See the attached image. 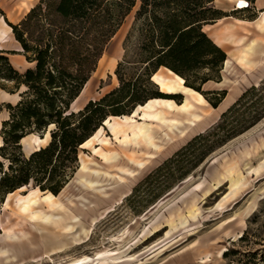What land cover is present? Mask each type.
<instances>
[{"label":"rangeland","instance_id":"374dc122","mask_svg":"<svg viewBox=\"0 0 264 264\" xmlns=\"http://www.w3.org/2000/svg\"><path fill=\"white\" fill-rule=\"evenodd\" d=\"M39 1L0 0V33ZM244 1L249 7L235 8L228 0L212 3L227 9L235 23L223 45L231 64L222 67L220 81L202 86L227 90L219 105L212 107L160 67L152 80L172 99L138 106L130 119L108 117L79 146L76 171L58 195L29 184L5 197L0 205V264H264V115L185 174L179 167L193 158L184 157L190 150L175 158L186 161H168L195 135L215 125L245 89L264 82V25L259 19L251 21L264 8V0ZM139 7L138 0L106 44L74 110L119 85L115 69ZM7 35L1 49L11 50L7 56L18 61L16 69L22 72L32 64L14 49L18 44L10 29ZM138 41L136 31L128 44L133 60ZM241 48L249 51L251 66L236 61ZM135 64H123L120 73L126 78L136 75ZM16 98L0 91V101L14 103ZM170 101L183 114L170 109ZM160 116L164 122L156 120ZM6 117L2 108L0 124ZM48 135L24 138L22 153L44 145ZM240 179L243 184L236 188L233 184Z\"/></svg>","mask_w":264,"mask_h":264},{"label":"trees","instance_id":"16d2710c","mask_svg":"<svg viewBox=\"0 0 264 264\" xmlns=\"http://www.w3.org/2000/svg\"><path fill=\"white\" fill-rule=\"evenodd\" d=\"M137 1L40 0L18 22H8L21 48L16 52L32 66L19 72L7 56L11 50L0 49V91L17 95L14 103L0 101V111H7L0 124V205L14 190L29 184L58 195L73 178L79 146L90 140L108 117L131 115L151 100L172 99L151 79L160 67L183 79L185 88L200 93L212 107L224 99L226 89H202L210 80L220 81L227 58L203 25L229 13L214 8V0H139L123 41V59L115 69L119 85L73 109L106 44ZM136 31L139 41L133 60L128 44ZM129 62L139 65L135 67L139 72L126 78L120 69ZM263 90L264 82L245 89L215 125L195 135L168 161H186L175 158L190 150L184 157L191 155L193 160L179 167L185 174L216 147L248 128L264 115ZM47 131L44 145L28 155L22 153V139Z\"/></svg>","mask_w":264,"mask_h":264},{"label":"crops","instance_id":"0c3cea01","mask_svg":"<svg viewBox=\"0 0 264 264\" xmlns=\"http://www.w3.org/2000/svg\"><path fill=\"white\" fill-rule=\"evenodd\" d=\"M216 2H217V0H214V4H216ZM228 2H230V3H234V5H235V8H236V3H235V1H233V0H228ZM29 9L30 8H28L27 10H25V13H27L28 11H29ZM224 11H228L227 9H223ZM24 13V14H25ZM264 16V8H262V10H260V11H258V15H256V17H255V19H253V20H251V21H257L258 19H259V24H261V20H262V17ZM0 20H1V17H0ZM238 20H240V21H243V22H245L246 20H243V19H238ZM235 25V23L234 22H232V20H231V16H229V15H226V16H224V17H222V18H220V19H218L217 21H215L214 23H207V24H204L203 25V30L208 34V36L217 44V45H219L220 47H222L223 48V45H225L226 44V42L224 41V40H226L227 39V37H226V31L227 30H230L231 29V27L232 26H234ZM6 27H3L2 28V30H1V33H0V49L2 48V46H1V43H3V42H5L7 39V37H8V30L10 29V27L9 26H7V25H5ZM2 38V39H1ZM14 41L18 44V42L14 39ZM249 45H251L252 46V44H249ZM14 49H16V50H20L21 48H20V45L18 44L16 47H14ZM224 49V48H223ZM241 49H245V48H241ZM226 51V50H225ZM226 53H227V51H226ZM251 53V52H250ZM250 55V54H249ZM263 56H264V53H263ZM249 57V56H248ZM231 58H228V56H227V58H226V61H225V63H224V69L227 67V63H230L231 64ZM249 60H250V62H251V64H252V61H251V59L249 58ZM9 61H10V63H11V65L14 67V68H16V66L18 65V61L17 60H15V59H13L12 57L11 58H9ZM24 62H27L26 60H24ZM27 63H29V62H27ZM29 64H31V63H29ZM251 66V65H250ZM88 82V81H87ZM87 84H85V86H86ZM85 86H84V88H85ZM83 88V89H84ZM85 90V89H84ZM82 92H84L83 90H82ZM81 92V94L79 95V97L75 100V102L80 98V96L83 94ZM8 94V93H7ZM9 95H11V94H9ZM151 101H154V100H151ZM150 101V102H151ZM228 101V100H227ZM226 101V102H227ZM74 102V103H75ZM150 102H147V103H150ZM74 105V104H73ZM72 105V106H73ZM146 105V104H145ZM145 105L144 106H142V107H145ZM141 107V108H142ZM26 138V137H25ZM22 140H24V139H22ZM36 150V149H35Z\"/></svg>","mask_w":264,"mask_h":264},{"label":"bare ground","instance_id":"6f19581e","mask_svg":"<svg viewBox=\"0 0 264 264\" xmlns=\"http://www.w3.org/2000/svg\"><path fill=\"white\" fill-rule=\"evenodd\" d=\"M236 8H246V7H248L249 6V4L247 3V2H245L244 0H236ZM262 25H264V16H263V18H262ZM2 39V38H1ZM238 51H239V53L237 54V56H236V61H238L241 65H243V66H250L251 65V62L249 61V51L247 50V51H245V50H241V49H238ZM175 77L177 78V79H179V81H181V82H183V80L181 79V78H179L178 76H176L175 75ZM163 83V82H162ZM181 84V83H180ZM169 85V84H168ZM163 89V88H162ZM184 92V91H183ZM195 93V92H194ZM231 97V96H230ZM228 101H229V99H228ZM227 101V102H228ZM150 102V101H149ZM170 104V109H177L180 113H182L183 114V111H182V109H181V107L179 106V105H175L172 101H170L169 102ZM148 106V103H146V105H145V107H147ZM142 107V106H141ZM149 107V106H148ZM143 108V107H142ZM130 118H132V115H129V116H125V115H123V116H120V117H117L116 119H121V120H126V119H130ZM157 121H160V123L161 122H164V120H163V117H158L157 119H156ZM168 122H171V121H168ZM138 123V122H137ZM109 124V123H108ZM192 124H193V122H192ZM159 126V125H158ZM193 126H194V124H193ZM119 127V125L118 124H116V129ZM39 142V140H37L36 141V143H38ZM145 166V165H144ZM241 178V177H240ZM242 179H240V180H238V181H236L233 185L237 188L240 184H243L242 183V181H241ZM234 188V187H233ZM234 191V190H233ZM220 205V204H219ZM218 205V206H219Z\"/></svg>","mask_w":264,"mask_h":264},{"label":"water","instance_id":"95a60500","mask_svg":"<svg viewBox=\"0 0 264 264\" xmlns=\"http://www.w3.org/2000/svg\"><path fill=\"white\" fill-rule=\"evenodd\" d=\"M17 51V50H16ZM152 79V78H151ZM20 144V143H19ZM21 145V144H20ZM21 149H22V147H21ZM23 150V149H22Z\"/></svg>","mask_w":264,"mask_h":264},{"label":"built area","instance_id":"2783aa9c","mask_svg":"<svg viewBox=\"0 0 264 264\" xmlns=\"http://www.w3.org/2000/svg\"><path fill=\"white\" fill-rule=\"evenodd\" d=\"M248 4H249V2H248ZM249 7V6H248ZM247 8V7H246Z\"/></svg>","mask_w":264,"mask_h":264}]
</instances>
